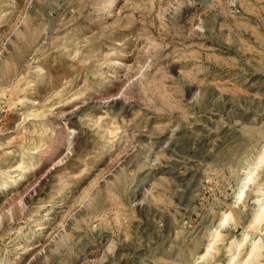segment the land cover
<instances>
[{"label": "rangeland", "instance_id": "obj_1", "mask_svg": "<svg viewBox=\"0 0 264 264\" xmlns=\"http://www.w3.org/2000/svg\"><path fill=\"white\" fill-rule=\"evenodd\" d=\"M0 264H264V0H0Z\"/></svg>", "mask_w": 264, "mask_h": 264}, {"label": "bare ground", "instance_id": "obj_2", "mask_svg": "<svg viewBox=\"0 0 264 264\" xmlns=\"http://www.w3.org/2000/svg\"><path fill=\"white\" fill-rule=\"evenodd\" d=\"M207 147L208 138L206 137H201L196 140H193V138L191 139V137L178 138L174 140L171 143L169 150L177 158L174 162H169L172 163L167 167L168 169L166 174L179 179L187 174H191L189 171H192L196 162L203 158ZM179 187L184 188L183 186ZM187 196L188 192H186V190H179L178 199L180 200V203L185 206V209L190 205V200Z\"/></svg>", "mask_w": 264, "mask_h": 264}]
</instances>
